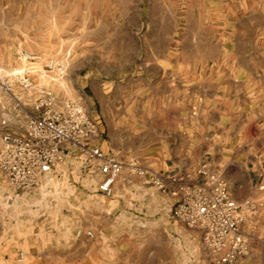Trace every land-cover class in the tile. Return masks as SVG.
<instances>
[{
  "label": "rangeland",
  "instance_id": "374dc122",
  "mask_svg": "<svg viewBox=\"0 0 264 264\" xmlns=\"http://www.w3.org/2000/svg\"><path fill=\"white\" fill-rule=\"evenodd\" d=\"M33 55L38 68L64 65L62 77L49 75L53 89L86 108L96 124L89 145L125 166L109 197L70 158L76 196L54 229L15 227L0 212V264H205L130 164L177 172L207 160L243 177L231 162L245 152L236 145L264 143V0H0V91ZM251 198L257 210L246 211L238 264H264V194Z\"/></svg>",
  "mask_w": 264,
  "mask_h": 264
},
{
  "label": "built area",
  "instance_id": "2783aa9c",
  "mask_svg": "<svg viewBox=\"0 0 264 264\" xmlns=\"http://www.w3.org/2000/svg\"><path fill=\"white\" fill-rule=\"evenodd\" d=\"M29 59V67L2 80L0 212L15 227L34 229L41 223L54 229L76 196L69 189L70 158L83 162L96 179L95 190L105 196L114 194L125 163L115 153L89 145L95 122L79 101L53 89L49 75L59 71L62 77L64 65L49 59L38 68L40 57ZM80 150L86 157H68ZM130 166L169 197V218L197 235L196 258L205 264H238L246 249L242 225L246 211L256 212L254 201L235 198L227 179L207 160L180 172H158L135 162Z\"/></svg>",
  "mask_w": 264,
  "mask_h": 264
},
{
  "label": "crops",
  "instance_id": "0c3cea01",
  "mask_svg": "<svg viewBox=\"0 0 264 264\" xmlns=\"http://www.w3.org/2000/svg\"><path fill=\"white\" fill-rule=\"evenodd\" d=\"M262 117L260 119L263 120V124H262L261 129L258 132L257 138L263 137V139H264V109H263V116ZM236 146H238V148L242 147V149L245 150V152L244 153H238V155H237V153L234 154L232 156L231 162L232 163H235V162L239 163V165L242 166V169L244 170L245 173L242 177L240 175H235V172H234L233 180L231 177L227 178L224 176L230 185V188L232 190L234 197L237 199H252L251 198L252 195L257 194V192L264 194V143L262 146L256 147L255 145H253V143L251 141H248L247 143L237 144ZM245 147L247 149H245ZM188 171H190V170H188ZM163 172H175V171L173 168H169ZM177 172H180V170ZM234 188L243 189L244 194L240 197V195H238L239 193ZM115 194L116 193L114 192V194L109 196V197H114ZM157 195H158V197H157L158 203L156 206H157L158 211H161L162 213L165 214L164 217L167 218V221L169 223H173V225L177 226V223L172 221V219H170L168 216L169 200H170L169 197L165 196L160 191ZM148 196H150V195H148ZM123 200H125L126 204H129V201L127 203V200L125 198H123ZM143 201L142 200L139 201V199H138L134 202L136 205L134 208L139 213V215L141 213H144L146 215V213L143 212V210H142V208H143L142 205L144 203ZM139 215L137 214L136 216L139 217L140 219L144 218L143 216H139ZM134 220H135V222H138V219H134ZM176 232H179L180 236H182V238L188 242L194 243L197 240V235L194 232L192 233V231L185 230L184 228L181 229L179 227V229L176 230ZM190 255L194 256L193 257L194 260L200 261V259L196 258V256L194 255L193 252L190 253Z\"/></svg>",
  "mask_w": 264,
  "mask_h": 264
}]
</instances>
